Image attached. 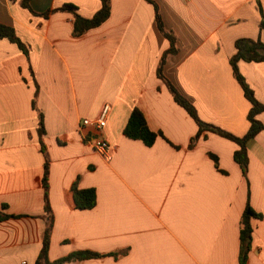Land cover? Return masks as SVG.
Masks as SVG:
<instances>
[{
    "label": "crops",
    "instance_id": "1",
    "mask_svg": "<svg viewBox=\"0 0 264 264\" xmlns=\"http://www.w3.org/2000/svg\"><path fill=\"white\" fill-rule=\"evenodd\" d=\"M20 1L0 0V22L29 46L27 56L0 38V214H7L0 219V264H36L42 247L47 214L38 111L50 157V260L88 249L105 255L61 264H241L240 218L249 200L262 217L253 219L244 264H264V129L247 143V176L234 159L235 142L208 132L189 147L197 124L157 75L170 44L153 3L110 0V17L75 37L71 12L44 18ZM154 1L165 28L178 37L166 77L203 120L244 135L251 103L230 59L236 39L264 42V0ZM65 3L87 17L101 8V0H30L38 13ZM238 64L264 103V61ZM105 104L109 159L90 145L82 127ZM134 107L163 134L152 146L123 134ZM258 117L264 123V110ZM77 177L79 187L96 188L94 208L75 207Z\"/></svg>",
    "mask_w": 264,
    "mask_h": 264
},
{
    "label": "trees",
    "instance_id": "2",
    "mask_svg": "<svg viewBox=\"0 0 264 264\" xmlns=\"http://www.w3.org/2000/svg\"><path fill=\"white\" fill-rule=\"evenodd\" d=\"M153 3L155 8V19L160 32L168 39L169 47L164 51L157 67V75L163 80L167 89L173 96L175 102L184 108L187 113L193 118L197 124V132L191 138L189 147L192 148L201 138H206L208 132L216 133L222 137H225L233 142H235L238 148L234 151V159L240 165L244 176H247L249 156L247 143L251 138H254L260 131L264 129V123L259 119L258 115L264 110V103L261 102L254 93L252 87L247 83L245 77L239 69V60H245L249 62H260L264 61V42L260 39H253L249 37H240L235 41L236 52L232 55L230 63L232 65L235 77L243 89L245 97L251 103V107L247 114L248 120L250 122L249 130L242 136L236 135L224 128H221L215 124L207 122L201 118L199 112L194 105V103L189 100L174 84L166 77L163 72V68L168 55L175 54L179 51L178 47V37L176 34L167 30L164 26L159 6L154 0H148ZM20 4L22 7L28 9L31 13L48 18L52 13L56 11H69L73 15V35L79 37L83 35L90 29L99 27L102 25L111 15V1L101 0V8L92 16L87 17L79 12L78 6L73 3H65L60 7H55L48 9L44 12H35L31 5L30 0H21ZM0 38H7L11 42L16 43L19 48L29 56V46L22 41V39L16 33L15 28L12 25L0 22ZM34 75L33 70L31 71ZM36 95L38 92V83H36ZM33 106L37 108L36 101L33 100ZM38 134L40 137L41 150L44 154V170L42 176V184L44 189V208L47 214V222L44 231V237L42 242V247L36 260V264H61L64 262L83 260L89 258H100L105 254L88 250L81 249L73 251L67 255L61 256L55 260L49 259V248L51 244V235L54 227V214L50 204L49 198V175H50V157L47 150V146L43 140L46 134V127L44 121V115L41 111H38ZM123 134L130 138L141 140L145 145L152 146L159 136H163L161 132H156L152 130L145 118L143 111L134 107L130 113L128 121L123 129ZM215 162V166L219 168L220 171L225 173L226 171L219 167L218 157L213 153H209ZM79 177L71 185V193L73 203L76 208L79 209H91L97 204V190L95 187H79ZM7 214H0V219L5 218ZM261 213L255 211L248 200L244 211L240 218V258L241 264H244L248 258V254L251 250L253 232L254 218H261ZM125 251L112 252L110 255L118 256L119 254H124Z\"/></svg>",
    "mask_w": 264,
    "mask_h": 264
},
{
    "label": "built area",
    "instance_id": "3",
    "mask_svg": "<svg viewBox=\"0 0 264 264\" xmlns=\"http://www.w3.org/2000/svg\"><path fill=\"white\" fill-rule=\"evenodd\" d=\"M109 111L110 105L105 104L99 117L95 119L85 118L82 121L85 137L89 140L90 145L108 159L111 158L112 145L104 136V128L107 124Z\"/></svg>",
    "mask_w": 264,
    "mask_h": 264
},
{
    "label": "rangeland",
    "instance_id": "4",
    "mask_svg": "<svg viewBox=\"0 0 264 264\" xmlns=\"http://www.w3.org/2000/svg\"><path fill=\"white\" fill-rule=\"evenodd\" d=\"M91 64H92V66H91V67H93V62H90V65H91ZM86 65H87V67H88V65H89V64L87 63Z\"/></svg>",
    "mask_w": 264,
    "mask_h": 264
}]
</instances>
